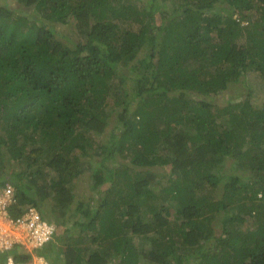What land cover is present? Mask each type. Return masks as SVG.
I'll list each match as a JSON object with an SVG mask.
<instances>
[{"label":"trees","instance_id":"1","mask_svg":"<svg viewBox=\"0 0 264 264\" xmlns=\"http://www.w3.org/2000/svg\"><path fill=\"white\" fill-rule=\"evenodd\" d=\"M14 2L27 10L0 2V158H13L0 187L13 215L51 201L60 230L38 253L264 264V103L246 81L264 91V0ZM88 172L86 201L75 181Z\"/></svg>","mask_w":264,"mask_h":264},{"label":"built area","instance_id":"2","mask_svg":"<svg viewBox=\"0 0 264 264\" xmlns=\"http://www.w3.org/2000/svg\"><path fill=\"white\" fill-rule=\"evenodd\" d=\"M16 202L14 188L6 182L0 187V252L18 245L30 253V258L17 261L13 256H8L4 264H50L44 255L38 253V249L55 238V224L33 206L13 215L11 208Z\"/></svg>","mask_w":264,"mask_h":264},{"label":"rangeland","instance_id":"3","mask_svg":"<svg viewBox=\"0 0 264 264\" xmlns=\"http://www.w3.org/2000/svg\"><path fill=\"white\" fill-rule=\"evenodd\" d=\"M14 1V0H13ZM12 0H6L7 3H12L11 4V7H16L17 9L20 10V12L22 10H27L26 8L22 7V5H19L17 3H13ZM1 3H4L5 0H0ZM24 13V12H23ZM52 31L54 32V34L57 36V37H66V39H69L70 37H67L68 35H70V31H69V24H60V23H55L54 26L52 27ZM247 84H249V86L252 88V93L253 95L251 96V100L252 102L256 105V106H261L263 103H264V91L262 89V85H261V79L260 77H257L253 74H248L247 76ZM246 89H247V85H239V91L241 94H243L244 92H246ZM227 92H223L222 94H220L218 96V99L219 100H223L224 98L226 99L227 98ZM115 121H111V123H113ZM113 124H109L107 126V130H109L110 128H112ZM9 159H13V158H4L3 161H2V158H0V170L3 169V171L5 170V168L10 171L11 170V165H10V162H9ZM9 162V165L11 167H9L8 163ZM228 166H229V163H228ZM224 168H231V167H227V164L224 166ZM226 170V169H225ZM158 172L160 173H164L165 172V169L163 167H160L158 168ZM240 171L236 170V169H229V170H226L225 174H230V173H239ZM10 174V173H9ZM7 176V180H9V182L11 181L10 178H9V175ZM243 174H246V172H243ZM88 176H89V172L84 174V175H81L77 178V180L75 182H77V190H81L80 193L79 192H76L78 193V197H80L82 200H88L89 198L92 199L93 196H94V192L92 189L89 188V180H88ZM12 178H15L17 179L16 177H12ZM23 181H27V178H23ZM14 186H16L17 182L13 181L12 182ZM30 183V182H29ZM32 185V184H31ZM38 203L40 204L41 208H42V212L44 213V215L51 219L50 217L51 216V213H49V209L47 208H50L51 207V201L50 200H45V199H42V198H39L38 200ZM74 204H76V202H74ZM222 214V213H221ZM223 214H225L223 212ZM227 214H225L226 216ZM220 219H221V215H220ZM66 225L64 226H69L70 223H65ZM59 228V227H58Z\"/></svg>","mask_w":264,"mask_h":264},{"label":"crops","instance_id":"4","mask_svg":"<svg viewBox=\"0 0 264 264\" xmlns=\"http://www.w3.org/2000/svg\"><path fill=\"white\" fill-rule=\"evenodd\" d=\"M30 206H33V207H37L38 205H36V206H34V205H32V204H28V205H26V206H21V212H24L28 207H30ZM39 207H41L40 205H39ZM44 217H46V216H44ZM47 218V217H46ZM49 221H51L52 223H54V221H52V220H50L49 218H47ZM55 224V226H56V229H57V232H59V230H60V227L56 224V223H54ZM58 227H59V229H58ZM41 255H43V254H41ZM45 256V255H44ZM47 259V258H46ZM48 260V259H47ZM48 262H49V260H48Z\"/></svg>","mask_w":264,"mask_h":264}]
</instances>
